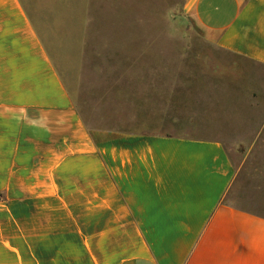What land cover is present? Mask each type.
Listing matches in <instances>:
<instances>
[{"label":"crops","instance_id":"obj_1","mask_svg":"<svg viewBox=\"0 0 264 264\" xmlns=\"http://www.w3.org/2000/svg\"><path fill=\"white\" fill-rule=\"evenodd\" d=\"M183 9L264 67V0ZM235 136L93 132L20 0H0V264H264V215L225 201Z\"/></svg>","mask_w":264,"mask_h":264},{"label":"rangeland","instance_id":"obj_2","mask_svg":"<svg viewBox=\"0 0 264 264\" xmlns=\"http://www.w3.org/2000/svg\"><path fill=\"white\" fill-rule=\"evenodd\" d=\"M20 1L90 130L236 135L225 201L264 215V67L207 44L185 0Z\"/></svg>","mask_w":264,"mask_h":264},{"label":"trees","instance_id":"obj_3","mask_svg":"<svg viewBox=\"0 0 264 264\" xmlns=\"http://www.w3.org/2000/svg\"><path fill=\"white\" fill-rule=\"evenodd\" d=\"M21 2V1H20Z\"/></svg>","mask_w":264,"mask_h":264}]
</instances>
